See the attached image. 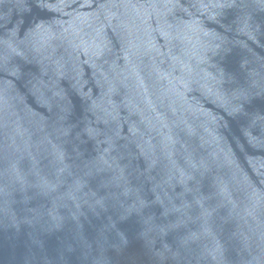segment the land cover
Returning <instances> with one entry per match:
<instances>
[{"label":"water","instance_id":"95a60500","mask_svg":"<svg viewBox=\"0 0 264 264\" xmlns=\"http://www.w3.org/2000/svg\"><path fill=\"white\" fill-rule=\"evenodd\" d=\"M0 264H264V0H0Z\"/></svg>","mask_w":264,"mask_h":264}]
</instances>
